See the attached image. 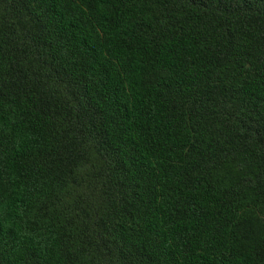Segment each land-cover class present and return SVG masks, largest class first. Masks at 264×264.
Instances as JSON below:
<instances>
[{
    "label": "trees",
    "instance_id": "16d2710c",
    "mask_svg": "<svg viewBox=\"0 0 264 264\" xmlns=\"http://www.w3.org/2000/svg\"><path fill=\"white\" fill-rule=\"evenodd\" d=\"M0 264H264V0H0Z\"/></svg>",
    "mask_w": 264,
    "mask_h": 264
}]
</instances>
